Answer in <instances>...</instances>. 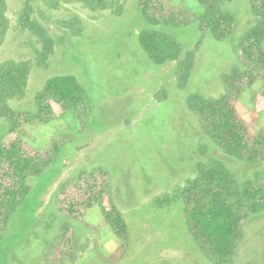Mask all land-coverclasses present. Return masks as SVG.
<instances>
[{"label":"rangeland","instance_id":"1","mask_svg":"<svg viewBox=\"0 0 264 264\" xmlns=\"http://www.w3.org/2000/svg\"><path fill=\"white\" fill-rule=\"evenodd\" d=\"M170 1L201 11L196 0ZM27 2L33 9L23 20ZM8 4L11 25L0 58L31 64L25 96L13 100V107L35 110L36 95L46 81L70 74L88 90L94 113L89 127L81 132L75 113L64 114L55 102L56 118L49 123L33 119L10 132L0 118V140L22 137L38 150L47 148L60 133L75 134L45 176L29 179L31 195L0 233V264H47V252L68 222L75 228L77 257L67 258L66 264H213L189 231L181 191L196 178L201 162L222 161L239 181L263 173L264 162L247 163L227 154L204 132L187 100L194 93L223 96L225 77L235 68L246 70L235 44L256 22L252 0L225 3L224 8L237 18V30L223 41L202 32L198 24L153 25L142 15L139 0H112L95 7L77 1L60 8L42 0H8ZM35 28L45 31L54 43L42 64L38 57L45 43ZM146 28L170 33L184 51L196 49L187 88L178 87L176 62L157 65L142 48L140 34ZM261 86L258 80L239 99L241 114L248 120L258 118L257 130L264 127ZM163 89L167 96L161 99ZM97 168L108 171L111 198L129 228V250L118 261L112 254L120 240L104 223L98 205L84 220L75 221L56 202L63 185ZM164 196L173 201L157 205ZM233 264H264V211L244 223Z\"/></svg>","mask_w":264,"mask_h":264},{"label":"trees","instance_id":"2","mask_svg":"<svg viewBox=\"0 0 264 264\" xmlns=\"http://www.w3.org/2000/svg\"><path fill=\"white\" fill-rule=\"evenodd\" d=\"M60 8L73 1L91 7L108 5L112 0H42ZM115 1V0H114ZM201 11L186 4L170 0H139L144 18L153 25L188 27L198 24L202 32H211L220 41L228 39L237 30L236 16L226 10V2L233 0H196ZM31 2L21 14L30 16ZM256 22L236 42L235 53L246 70L237 68L225 77L226 93L209 98L191 94L187 103L200 119L204 132L227 154L247 163L264 162V127L255 128L258 118L246 119L240 112L239 99L244 90L262 81L264 96V0H252ZM8 0H0V49L11 25ZM23 20H26L25 18ZM27 22V21H26ZM36 29V30H35ZM34 32L44 41L39 52V64L51 54L54 43L45 37V31ZM40 30L42 31L40 34ZM140 44L157 65L176 62V79L180 89L188 86L196 61V49L184 51L183 45L170 33L146 28L140 34ZM199 45V44H198ZM31 64L26 60L0 58V118L5 119L8 130L16 132L25 123L39 119L49 123L56 118L52 102L64 114L74 112L79 131H85L94 113L93 100L88 90L74 75H54L49 78L35 98V110H19L13 100H21L26 93ZM163 99L167 92L160 94ZM75 134L60 133L44 150L31 147L22 137L10 142L0 140V233L9 227L15 213L32 193L30 178H40L56 164L63 148L73 142ZM190 233L213 264H233L238 244L243 238V225L253 214L264 211V172L239 181L224 162L209 160L198 165L195 179L181 191ZM173 201V200H172ZM170 196L159 197L157 205L171 203ZM60 210L70 219L84 220L88 211L98 205L104 219L120 245L112 259L121 260L128 252L130 236L127 221L111 198L109 173L103 168L83 171L74 183L63 185L56 195ZM77 257L75 228L65 223L59 236L46 254L47 264H66L67 258Z\"/></svg>","mask_w":264,"mask_h":264}]
</instances>
